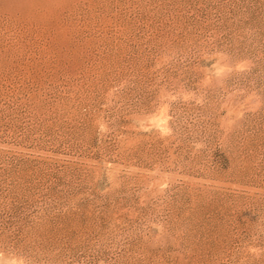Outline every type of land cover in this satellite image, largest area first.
<instances>
[{
	"label": "rangeland",
	"instance_id": "rangeland-1",
	"mask_svg": "<svg viewBox=\"0 0 264 264\" xmlns=\"http://www.w3.org/2000/svg\"><path fill=\"white\" fill-rule=\"evenodd\" d=\"M0 264H264V0H0Z\"/></svg>",
	"mask_w": 264,
	"mask_h": 264
}]
</instances>
